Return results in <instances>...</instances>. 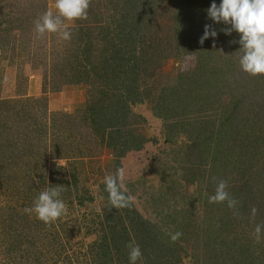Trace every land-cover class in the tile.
<instances>
[{
  "label": "rangeland",
  "instance_id": "374dc122",
  "mask_svg": "<svg viewBox=\"0 0 264 264\" xmlns=\"http://www.w3.org/2000/svg\"><path fill=\"white\" fill-rule=\"evenodd\" d=\"M37 1L39 8L34 10L32 17L20 20L23 28L11 30L7 24L0 27V113L7 117V124L42 126L45 132L38 142L46 144L48 152H44L47 157L37 158L35 166L32 156H24L25 163L30 161L33 164L31 175L24 176L22 172L14 178L15 173L8 179L5 176L12 172L3 171V174L0 171V206L3 208L2 202L5 201L13 208L16 201L22 198L23 202L26 196L30 205L28 208H32L41 191L59 187L63 189L59 198L66 204L67 213L72 215L65 221L77 227L81 217H92L107 207L102 192L105 177L115 175L117 169L123 167L127 194L134 197L131 204L138 212L157 223L170 237L176 232L182 233L176 240L179 244L177 254L182 257L179 264H206L208 257L217 256L213 247L206 245L209 239L207 224L210 221L206 220L210 219L207 218L208 213L216 221L227 217L221 213L223 207L233 218L236 215L234 219L225 220L232 222L233 226L228 241L236 239L238 245L244 247L248 244L250 251L247 252L259 255L252 264H264V229L259 240L254 235L255 227L264 225V221L258 222L259 216H264V205L249 196L244 176L256 171V166L264 165V138L254 146L248 145L256 141L249 137L246 125L237 121L235 125L240 126L239 135L232 134L228 126L224 131L222 142L228 156L222 157L221 161L218 159L216 166L211 167L213 151L210 150L205 156L202 170H195L192 163L197 146L195 142L204 138L210 140L209 132L206 134L204 131H211L223 121L231 103L238 100L242 108L250 110L256 105L255 102L251 105L252 98L259 91L264 92V75L252 76L240 66V35L235 31L226 35L221 29L230 25L217 24L208 17L207 9L213 2L219 6L221 0H101V6L104 5L101 20L95 22L94 13L87 17L85 25L95 22L96 27L104 25L113 29L125 20L123 14L127 11L130 14L143 13L147 17L142 23L146 34L142 46L157 52L154 55L157 66L153 71L145 70L139 82L142 83L139 90L142 100L128 101L130 114L128 122L122 127L125 134H138L142 145L127 148L121 158L115 155L114 149H119L118 146L100 147L101 138L98 129H95L97 126L93 127L89 119H83L92 101L97 98L111 99L117 87L108 83L119 72H112L110 68L111 78L96 74L88 81L82 78L81 82L60 83L58 74L66 61L65 57L78 53L85 59V64L80 66H91L92 60H95L93 66L102 67V58H99L102 48L97 45L98 49L82 54L83 46L76 30L81 23L79 19L64 22L71 33L69 40L62 39L60 33H46L39 37L35 31V21L47 10L52 9L54 13L57 10L55 0ZM21 11H24L23 7ZM206 24L217 31V36H210L201 44L199 41ZM100 29L95 31L99 38L103 34ZM151 41L156 42L153 48L147 46ZM74 60L78 64L80 58ZM129 67L132 68L131 64ZM97 71L100 72V69ZM259 84L263 86L262 89H259ZM252 90L254 92L250 94ZM249 110L246 111L248 116ZM160 113L166 117L160 116ZM21 116L27 120L22 122ZM255 123L259 127L264 125L258 120ZM58 133H61L64 142L76 143V152L84 151L80 148L86 149L87 145L97 151L95 156L78 158L86 164L77 163L84 167L78 185L71 184L68 173L73 168L71 162L75 161V157L53 158L55 151L51 145L59 141ZM227 157L235 165L236 171L232 173L224 170ZM213 173L227 181V191L238 201L235 208L215 203L218 211H212L209 197L215 194L219 182L214 177L213 184H210L208 180ZM35 183H38L37 188L30 189V185ZM253 207L257 209L255 217L251 214ZM2 208L0 258H5L7 254L10 255L7 253L8 247L4 248L5 243L10 244L12 249L14 245L8 239V236L13 237L12 231L9 233L10 219L5 222L8 226L5 231L2 228ZM75 231L77 237L73 238L76 240L73 257L77 258L82 256L81 253H86L89 243L97 239L100 233ZM55 255L54 251L45 253L49 258Z\"/></svg>",
  "mask_w": 264,
  "mask_h": 264
},
{
  "label": "trees",
  "instance_id": "16d2710c",
  "mask_svg": "<svg viewBox=\"0 0 264 264\" xmlns=\"http://www.w3.org/2000/svg\"><path fill=\"white\" fill-rule=\"evenodd\" d=\"M38 5L39 2L37 0H0V27L1 24H7V28L11 30L13 28H23L21 21L31 18L34 10L39 8ZM22 7L24 11H21ZM103 7L104 5L101 6V0H91L87 17L94 13L95 22H98L101 20L100 15L102 14L101 9ZM123 16L125 20L113 29L110 26L105 27L104 25L96 27L97 24L95 22L85 25L84 23H87L86 20L88 18L79 19L81 23L79 22L76 30L80 43L83 46L82 54L86 52L91 53L94 49H98L97 45L101 46L102 50L99 53V58H102V67L93 66L96 63L95 60H92L91 66H80L85 64L83 55L71 53L65 57L66 61L58 74L60 83L66 84L70 81L81 82L82 78H86L88 81L89 78H92L96 74L111 78L108 71L110 68L112 72H119L117 77L111 78L108 83L109 85L112 83L117 87L111 99L97 98V100L92 101L87 107V111L84 113L86 115L83 114L84 121L89 119L93 127L97 126L95 129H98V135L101 138L100 147L106 145L119 147V149H114L115 155L118 158L122 157L127 148H139L142 145L138 134H125L122 127L128 122L130 114L128 101L135 102L142 100L139 91L142 85V83L139 84L142 79V73L145 70L153 71L158 62L154 59V55L157 52L155 50H148L147 47L144 48L142 46L143 38L146 36L142 23L146 20L147 15L145 16V14L140 12H132L130 14L127 11ZM99 28H101L100 30L103 33L101 38L95 34L96 29ZM155 43V41H151L147 46H152L151 48H153ZM74 58H80L78 64ZM130 64L133 69L129 67ZM107 65H109V68ZM99 69L100 72L97 71ZM262 88L263 86L259 84V89ZM253 92L254 90L250 94ZM252 99L251 105L254 102L256 103L250 109L252 111L248 108H242L238 100L236 103H231L227 108L223 121L213 127L211 131L209 129L204 131L206 134L209 132L210 140H205L204 138L195 142L197 151H194L193 158L195 159L192 161L195 170H202L205 156L210 150L211 152L213 151L211 153V167L216 166L215 162L218 159L221 161L222 157L228 156V151L223 148L222 142L224 131L228 126V129H232V134L239 135L240 126L235 125L237 121L238 124L244 123L246 125L249 137L256 141L248 143V145L254 146L262 141L264 138V125L260 127L256 126L255 121L264 122V92L259 91L256 97L254 96ZM160 101L161 99L157 100L158 106ZM255 106L256 110L254 109ZM248 110L249 112L247 113H250V116L246 115V111ZM159 115L166 117L164 113H160ZM20 120L23 122L27 118L21 116ZM232 123L234 124L233 127H231ZM108 128H112V130L109 131ZM44 132L45 130L42 126L35 127L29 125V127H25V124H7V117L3 116V113H0V171L12 172L7 174L5 178L9 179L16 173L17 175H14L15 178L21 175L22 172H24V176L31 175V169L37 163V158L47 157V154L44 152H48V147L46 144L38 142L40 138H43ZM61 138V133H58L57 139L59 141L56 145H51L55 151L53 158L71 159V157H75V161L71 162L73 168L68 173H70L69 178L72 180L71 184L78 185L79 179L83 176L82 171L84 167L77 163L86 166V164H83V160L78 158L86 155L88 157L95 156L97 151L87 145L86 149L80 148L84 151L76 152V143L73 141L66 143ZM94 150L95 152H93ZM27 155L33 157L32 162L34 165L30 164V161L24 162V156ZM93 159L94 157H92ZM225 163L224 170H230L228 173L236 171L234 170V163H230L228 157ZM256 167V171H251V173L244 175L246 178L245 188H248L250 192L249 196H252L255 201L257 200L260 204L264 205V165ZM214 175L215 173L208 180L210 184H213L214 177H217ZM220 177H217L219 181L221 180ZM36 185L38 186V183L30 185V189H36ZM105 188L104 182L102 192L107 207L105 206L99 214L91 215L92 217H81L77 227L65 221L67 217L71 218L72 216L67 212L50 224H45L39 220L35 212H32V214L26 213L24 209L30 206L26 196H24L23 202H21L22 198L16 201L17 204H14L13 208L3 201V208L0 206L4 210L2 228L5 231L6 227H8L5 225V222L10 219L9 233L12 231L13 237L8 236V239L14 245V248L12 249L10 244L5 243L4 248L8 247L7 253H10V255L8 256L7 254L5 258H0V264H130V249L128 245L133 241L139 245L142 252V259L138 260L136 264L141 262L144 264H179L182 257L177 254L178 242L173 241L170 234L162 231L157 223L144 218L135 208L134 204L120 209L113 208L109 203L108 193ZM231 189L234 190L236 188ZM220 204L223 207V204L226 205L227 203ZM212 206V211L217 213L218 208L215 203H212ZM224 209L223 207L221 213H225L227 217H222L218 221L213 219L210 213L207 214V218L210 219L206 221H210L207 224L209 239L207 238L206 245L207 247H213L212 250L216 252L217 256L208 257L206 264H252L259 255L247 252L250 251L248 244L244 247L242 244L238 245L236 239L228 241L227 237H229V231L233 229V226L232 222L229 223L225 220H231L233 215L226 213ZM234 218H236V215H234ZM259 219L261 222H258L262 223L264 216L262 218L259 216ZM19 221L20 224H17ZM56 222H59V224H56ZM217 223H219L218 227ZM75 230L85 232L86 234L90 232L100 233L97 239L89 243L86 253H81L82 256L77 258L73 257L75 253L73 248L76 244V240L73 238L77 237V231ZM222 236H225L224 239L221 238ZM262 241H264V237ZM12 250L13 252H11ZM51 251L56 252V255L51 258H49L50 255L45 256V253L51 254Z\"/></svg>",
  "mask_w": 264,
  "mask_h": 264
},
{
  "label": "clouds",
  "instance_id": "9594fccd",
  "mask_svg": "<svg viewBox=\"0 0 264 264\" xmlns=\"http://www.w3.org/2000/svg\"><path fill=\"white\" fill-rule=\"evenodd\" d=\"M91 0H55L54 13L52 9L47 10L35 21V31L39 37L46 33H60L61 38L69 40L71 33L65 21L87 19L88 9ZM208 17L217 24L230 25L221 29L226 35L233 31L240 35L238 43L242 54L239 59L242 70L252 76L264 75V0H221L219 6L213 2L207 9ZM215 38L217 31L211 25H205L204 34L200 38L203 44L209 37ZM236 43L237 41H232ZM126 171L123 167L118 168L115 175L105 177V190L108 193L109 203L113 208L120 209L129 207L134 197L127 194L125 186ZM215 179V178H214ZM63 189L53 187L40 192L32 208H25L26 213L35 212L37 218L45 224L55 222L62 215L66 214L67 206L60 194ZM210 203L226 202L229 208H235L238 201L233 199L227 191V181L220 180L217 183L215 194L209 197ZM256 208H252L251 214L255 217ZM264 225H257L254 235L259 240ZM182 233L171 234V239L176 241ZM129 262L136 264L142 259V252L139 245L134 241L128 245Z\"/></svg>",
  "mask_w": 264,
  "mask_h": 264
}]
</instances>
